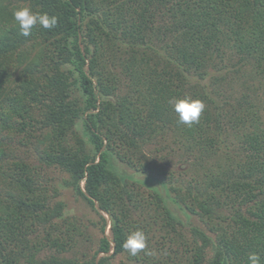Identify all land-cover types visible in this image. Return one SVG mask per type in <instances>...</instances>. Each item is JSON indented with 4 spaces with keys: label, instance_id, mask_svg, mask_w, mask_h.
<instances>
[{
    "label": "trees",
    "instance_id": "obj_1",
    "mask_svg": "<svg viewBox=\"0 0 264 264\" xmlns=\"http://www.w3.org/2000/svg\"><path fill=\"white\" fill-rule=\"evenodd\" d=\"M20 7L58 23L23 36ZM259 77L264 0H0V264H264ZM185 96L205 104L191 127L169 105ZM66 190L102 235L72 258Z\"/></svg>",
    "mask_w": 264,
    "mask_h": 264
},
{
    "label": "clouds",
    "instance_id": "obj_2",
    "mask_svg": "<svg viewBox=\"0 0 264 264\" xmlns=\"http://www.w3.org/2000/svg\"><path fill=\"white\" fill-rule=\"evenodd\" d=\"M15 24L20 29V34L29 36L32 29L39 25L45 29L54 28L58 23L56 16H49L47 13L34 11L31 7H20L12 11ZM169 105L178 115V123L191 127L198 123L205 109V104L200 99H193L190 96L183 98L174 97L169 100ZM123 248L131 256H137L147 248V238L143 230L137 229L131 232L123 242ZM250 264H260V257L257 253H250L248 256Z\"/></svg>",
    "mask_w": 264,
    "mask_h": 264
},
{
    "label": "rangeland",
    "instance_id": "obj_3",
    "mask_svg": "<svg viewBox=\"0 0 264 264\" xmlns=\"http://www.w3.org/2000/svg\"><path fill=\"white\" fill-rule=\"evenodd\" d=\"M260 73V72H259ZM259 75V74H257ZM256 76V75H255ZM254 83L256 84L258 88V95L261 97V99L264 102V78L259 77L258 79L254 80ZM264 116V112H263ZM174 146V145H172ZM162 146L156 145L148 149V152H153L154 150H160L162 149ZM170 150V149H169ZM168 150V151H169ZM168 151H162L158 155L162 157L170 156L171 154ZM174 153V152H173ZM182 152H179L178 155H180ZM168 162H163V164H167ZM120 167L123 169H126L128 173H133V170L128 168L127 166L120 164ZM167 170H173L178 173L186 174L185 171L191 169V167H183L182 162H178L177 159L174 162H170V164L166 167ZM51 175L58 176V172L52 173ZM194 172L192 171L191 175L194 176ZM138 175V174H137ZM144 177V176H138ZM63 200L66 202L67 205V211L70 212V216L74 215L76 219L83 224L84 227L81 226L83 229V236H80L78 234L75 235V240L77 241V245L70 251L63 254L64 256L68 258L77 257L82 255L83 253H87L92 250H96L98 248V243L101 239V231H100V218L97 216V214L92 211L90 208H88L82 201L77 200L74 197V194L72 191L66 190L64 192ZM176 212L179 216V218L186 224L189 225L191 223L192 226H202V223L197 217H189L186 213L181 212L180 210L176 209ZM108 218V217H107ZM95 222L96 224H94ZM107 234L109 235V227L107 229ZM49 253L48 249H45L42 252V256H45Z\"/></svg>",
    "mask_w": 264,
    "mask_h": 264
}]
</instances>
